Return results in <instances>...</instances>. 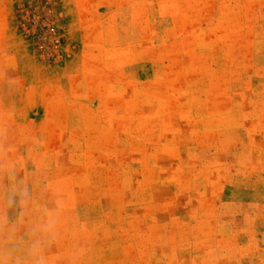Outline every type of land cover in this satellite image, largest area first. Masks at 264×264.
I'll list each match as a JSON object with an SVG mask.
<instances>
[{
    "label": "rangeland",
    "instance_id": "374dc122",
    "mask_svg": "<svg viewBox=\"0 0 264 264\" xmlns=\"http://www.w3.org/2000/svg\"><path fill=\"white\" fill-rule=\"evenodd\" d=\"M0 264H264V0H0Z\"/></svg>",
    "mask_w": 264,
    "mask_h": 264
}]
</instances>
